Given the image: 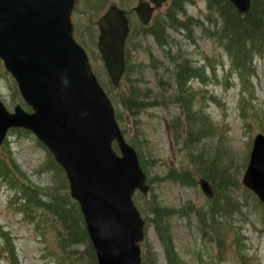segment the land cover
Instances as JSON below:
<instances>
[{
  "label": "rangeland",
  "instance_id": "1",
  "mask_svg": "<svg viewBox=\"0 0 264 264\" xmlns=\"http://www.w3.org/2000/svg\"><path fill=\"white\" fill-rule=\"evenodd\" d=\"M131 2L129 7L136 5L135 0ZM112 3L118 4V1L107 0L102 9L94 0H77L74 20L77 38L85 44L99 79L114 88L98 49L96 26L99 16ZM170 6L171 2L161 10H168ZM185 6L187 14L200 19L205 28L195 26L191 37L189 30L171 29L170 45L165 47L159 46L152 35L134 39L132 48H128L133 53L132 62L138 64L134 78L140 86L155 92L165 91L161 83L164 79L166 95H173L176 66L183 57L189 58L200 73L190 83L194 111L200 115L204 111L211 133L218 132L212 133L209 148L222 145L217 149L225 154L222 161L228 174L241 182L254 138L257 133H264V54L254 59L255 67L250 69L251 58L233 56L208 29L211 25L208 17H218L216 12L209 11L208 0H190ZM132 23L134 28L139 26L135 17ZM114 92L109 94L112 96ZM0 99L10 110L23 102L17 83L1 59ZM116 108L126 116L123 108ZM180 115L179 105L169 102L149 107L135 120L127 122V126H122L130 129V139L135 140L140 158L147 161V173L153 178L152 189L161 204L177 208L192 204L201 210L202 216L209 202L200 189L198 180L201 177L191 155L200 160L205 148L202 141L197 144L189 141L188 123L185 120L183 125ZM174 120L180 129L183 128L181 134L174 132ZM34 135L11 129L0 147V158H6L9 167V172L0 171V264H95V260L88 262L84 256L86 243L67 245L60 240L62 226L53 214L34 204L32 208L28 206L25 186L33 188L38 198L45 199L49 195L41 190L50 188L51 195L69 190V185L60 190L57 181L60 172L50 163L49 150ZM213 152L206 151L207 162L215 160V166L221 168L219 156ZM171 169L192 170L198 183L187 185L169 181L166 174ZM244 189V186L220 189V203L227 193L232 195L231 214L230 217H216V223L207 234L199 229L198 214L171 218L174 243L183 264H264V209ZM150 198L155 199L152 193ZM148 237L159 263L168 264L154 225L149 228Z\"/></svg>",
  "mask_w": 264,
  "mask_h": 264
},
{
  "label": "water",
  "instance_id": "2",
  "mask_svg": "<svg viewBox=\"0 0 264 264\" xmlns=\"http://www.w3.org/2000/svg\"><path fill=\"white\" fill-rule=\"evenodd\" d=\"M160 6L166 0H153ZM245 15L251 0H230ZM74 0H0V58L34 110L11 113L0 101V145L8 130L38 135L66 169L72 196L81 204L98 264H141L144 220L137 189L149 190L135 149L127 143L115 110L73 36ZM144 24L148 3L135 9ZM99 48L115 86L125 72L129 21L112 5L100 18ZM117 141L122 156L113 148ZM244 184L264 202V136L256 137ZM208 196L213 190L201 181Z\"/></svg>",
  "mask_w": 264,
  "mask_h": 264
},
{
  "label": "trees",
  "instance_id": "3",
  "mask_svg": "<svg viewBox=\"0 0 264 264\" xmlns=\"http://www.w3.org/2000/svg\"><path fill=\"white\" fill-rule=\"evenodd\" d=\"M190 0H174L170 9L164 12L161 18L155 19L154 23L149 26H141L134 30L133 34L135 37L130 36L129 40L136 39L139 35H152L156 39L157 43L164 47L170 45V30L171 29H185L189 30L190 37L193 36L195 26L197 28H205L200 19L195 18L187 14L186 2ZM209 11L216 12L218 17L209 16V23L211 24L208 28L211 32L215 34L218 41L222 42V46L226 48L233 56L239 58H247L250 60V69H253L254 59L258 55L264 54V0H252V6L250 12L246 16H241L234 5L228 0H208ZM214 27H213V26ZM142 33V34H140ZM130 41H128L130 43ZM131 44L132 41H131ZM240 55V56H239ZM133 53L127 50V71L123 78V85L121 89L111 87L106 82L102 81L105 87L108 86V91L114 92L113 100L116 104L122 106L125 113L128 114L130 121L132 122L137 118V116L148 109L149 107L164 106L166 103L172 102L179 105L181 111L184 113V120L188 123V133L190 142L204 143L205 152L200 154V160H195L200 169V173L207 178L218 191L217 194L220 196V189L222 187L236 186L238 180L232 178L228 172L227 167L224 165L219 152L216 154L219 156V162L221 168L215 166V160L207 162L206 151L212 152L208 147L207 143H210L213 137L211 136V129L208 127L207 120L208 117L205 116V112L201 111L203 115L198 114L194 111V97L191 90L190 81L196 76H200L199 69L195 64L187 57H183L182 61L178 63L175 70V91L173 95H166L167 88L163 81L161 83L165 87L164 90L155 92L151 88H143L138 83H136L135 75L133 74L136 69V61L132 62ZM125 85V86H124ZM119 113V112H118ZM118 120L120 123H125V118L123 113H119ZM182 115H180V118ZM183 125L185 121H182ZM199 125H203L199 127ZM183 129V128H182ZM179 128L178 122L175 123L174 132L181 134L183 130ZM124 133L129 137L130 142L135 146L137 145L134 139H130L129 129L123 128ZM214 130L213 134H218ZM177 137L179 135L176 134ZM221 143V142H220ZM189 145L186 144V147ZM222 145L217 144L216 147L221 149ZM136 148V146H135ZM222 152V151H221ZM223 154V152H222ZM205 156V157H204ZM197 159V158H196ZM55 162V161H54ZM146 161L142 160L141 164L145 168ZM57 166L56 163H54ZM226 167V168H225ZM6 168L9 171L6 162L0 158V170ZM58 169L61 168L58 166ZM172 172V171H171ZM173 179H178L179 181L186 182L188 184H196L195 179L192 174L188 171L183 172H172L170 173ZM149 182H152L149 179ZM219 185V188L218 186ZM60 186V185H59ZM68 186L67 180L61 183L60 190L65 189ZM68 188V187H67ZM24 194L29 199H33V191L25 186ZM63 191V190H62ZM61 191V192H62ZM46 193H52L47 191ZM221 197V196H220ZM216 197L213 200V204L209 208V213L214 216V213L221 210L222 214H227L226 217H230L231 211V201L232 195L230 193L226 194V198L222 205L217 203ZM148 197L141 196L137 198V204H141L150 212L148 214V224L155 226V231L160 239L165 255L169 262L168 264H183L182 259L176 251L174 237L172 235L169 217L175 215L174 209H167L162 207L160 204H154L150 206ZM42 204L44 211L53 214L60 222L62 229L59 232L60 240L64 244H76V243H86L87 250L84 254L87 257L88 262H93L95 251L89 241L88 233L84 224V218L76 202H73L67 189L62 193L51 195L49 200H39ZM230 209V211H229ZM194 208L189 206L181 211V215H187L188 212H194ZM147 214V213H146ZM200 216V212H198ZM209 218L204 215L200 216V227L206 233V221ZM221 243V240H219ZM88 264V263H87ZM94 264V263H92ZM143 264H160L158 261V256L156 251L153 249L152 245L148 240L143 244Z\"/></svg>",
  "mask_w": 264,
  "mask_h": 264
},
{
  "label": "flooded vegetation",
  "instance_id": "4",
  "mask_svg": "<svg viewBox=\"0 0 264 264\" xmlns=\"http://www.w3.org/2000/svg\"><path fill=\"white\" fill-rule=\"evenodd\" d=\"M135 1H136V5H134L132 7H129L128 6L129 5L128 3H123L125 5L119 4L121 7L125 6V7H123V9L127 10V15H128V17H129L130 20L133 19L134 17L137 18V19H139L138 14L135 11H133V7L139 5L140 3H143V2H150L151 0H135ZM150 4H151V6H154V3L153 2H150ZM161 9H162V7L159 8V9H155L154 12H153V17L155 15H157V13L161 11Z\"/></svg>",
  "mask_w": 264,
  "mask_h": 264
}]
</instances>
